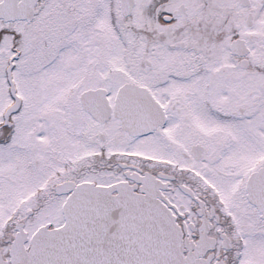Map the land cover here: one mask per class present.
I'll return each mask as SVG.
<instances>
[{
    "label": "snow or ice",
    "instance_id": "obj_1",
    "mask_svg": "<svg viewBox=\"0 0 264 264\" xmlns=\"http://www.w3.org/2000/svg\"><path fill=\"white\" fill-rule=\"evenodd\" d=\"M0 264H264V0H0Z\"/></svg>",
    "mask_w": 264,
    "mask_h": 264
}]
</instances>
